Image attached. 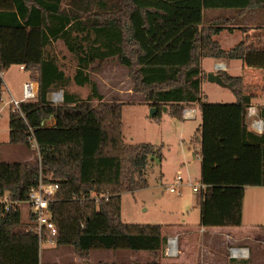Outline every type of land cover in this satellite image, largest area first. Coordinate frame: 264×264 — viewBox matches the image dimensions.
Wrapping results in <instances>:
<instances>
[{"label": "trees", "instance_id": "1", "mask_svg": "<svg viewBox=\"0 0 264 264\" xmlns=\"http://www.w3.org/2000/svg\"><path fill=\"white\" fill-rule=\"evenodd\" d=\"M63 1L0 0V104L3 73L12 66H23L37 84L35 101L20 105L23 115L10 112L9 143L39 152L36 163L0 162V194L25 202L40 178L59 184L51 204L57 246L153 255L166 247L162 225L122 220V195L148 188L147 169L163 154L152 144L124 143L122 104L105 102L91 78L94 64L117 60L129 69L134 91L157 109L154 117L167 107L183 120L186 108L200 106L197 141L200 181L206 186L198 192L200 226L241 227L246 189L264 187V133L248 129L252 97L242 77L220 74L235 103L205 101L202 82L207 77L201 64L203 58H224L264 69V46L241 42L224 51L213 39L220 28L201 25L204 10L264 9V0H112L110 6L102 5L107 14L94 15H88V0H69V7ZM58 41L77 60L73 79L47 52ZM71 81L90 86L86 100L66 90ZM60 90L63 102L56 105L49 95ZM260 117L264 119V107ZM50 120L53 126L47 124ZM95 194L108 198L97 203ZM26 227L21 209L0 210V264H41L39 237Z\"/></svg>", "mask_w": 264, "mask_h": 264}, {"label": "rangeland", "instance_id": "2", "mask_svg": "<svg viewBox=\"0 0 264 264\" xmlns=\"http://www.w3.org/2000/svg\"><path fill=\"white\" fill-rule=\"evenodd\" d=\"M111 2L112 0H88V15L107 14L109 9L103 8L102 5L108 3L110 6ZM63 5L69 7V0H64ZM47 52L56 56L60 68L73 79L77 60L64 43L62 41L54 43ZM208 62L210 60L204 61L202 66L204 75L207 77L209 73L219 74L218 71H214V65ZM31 78V72L22 70L19 65H14L3 73L4 92L0 104V162L18 163L31 158L34 159L33 163L39 162L37 152L26 146H15L9 143L11 112L9 101L12 97L19 101L23 99V84L33 81ZM91 78L98 84L105 102L122 104L123 140L126 145L152 144L162 148L163 160L156 159L147 169L148 188L122 195V220L128 224L164 225V235L168 239L179 235V251L183 246L185 250L176 258H167L166 247L153 255L148 252L128 250L79 252L69 247L43 244L41 259L45 261L51 252L55 255L60 251L69 250L78 254L80 258L83 257L79 264H148L154 260L162 264H229L232 261L231 248L246 250L248 248L250 256L241 260L233 259V262L264 264V187L247 188L244 199L242 230L244 232L248 230L256 235H242L238 237L241 240L238 244L229 245V247L222 245L220 248L218 246L211 251V254H206L202 251L204 247L202 239L184 235L178 230L180 226H192L198 230L201 227L199 195L187 185V178L195 184L201 180V164L198 159L201 146L196 140V133H199L202 123L200 109H197L194 120L184 118L178 120L164 109L160 116L152 117L148 103L141 94L134 91V82L129 69L122 67L117 60L94 64L91 69ZM202 89L204 99L209 103L236 102V96L228 86L222 87L210 83L205 78ZM66 90L82 100H86L91 93L90 86L79 87L73 81ZM94 104L97 105L98 101L94 100ZM47 124L53 126L54 121L50 120ZM179 174L184 178L183 184L178 187L177 193H171L169 189ZM21 213L23 222L27 223L29 220L27 204L21 206ZM67 260L68 264L70 259Z\"/></svg>", "mask_w": 264, "mask_h": 264}, {"label": "crops", "instance_id": "3", "mask_svg": "<svg viewBox=\"0 0 264 264\" xmlns=\"http://www.w3.org/2000/svg\"><path fill=\"white\" fill-rule=\"evenodd\" d=\"M211 25H215V27L220 28L218 34L213 36V39L220 44L221 48L224 51L233 49L241 42H245L249 47L252 46L260 48L264 46L263 8H252L249 11L227 8L204 10L203 24L201 25V29L210 27ZM206 60H210V62L208 63H212L214 65V71H218L219 74L224 73L233 77H242L244 86L246 87V94L252 97L251 105H254L257 108L260 115L261 108L264 107V69L248 67L242 60H232L224 58H203L201 64L202 66L204 64V61ZM218 65H220L221 67L218 68ZM237 74L238 76H236ZM150 108L152 109L153 107ZM189 108L195 110L197 116V109H200V106L192 105L186 109ZM167 112H169L168 108ZM247 124H249V119H247ZM198 137L199 133H196V140ZM198 159L200 160L201 164V157H198ZM33 160L34 159L31 158L25 160L24 162H32ZM178 228V230L184 235H188L190 237L197 236V239H202L204 244L202 251L203 253L206 252V254H211V251L215 250L218 246L220 248V246L222 245H226L227 247H229V245H234L236 243L238 244V242L241 241L238 237L242 235H256L255 233L248 232V230L244 232L242 230V228H244L243 223L242 226L238 228L208 229L200 227L199 230L195 229L192 226H180ZM201 230H204V232H202ZM175 234L177 235V233ZM260 242L262 243V241ZM184 247L185 246H183L182 250L180 251L182 252V254L185 250ZM247 250L249 253L248 255L250 256V249L247 248ZM82 258L83 257L80 258L78 254H74L73 251L71 252L69 250H67V252L60 251L55 255L53 254V252H51L50 256H48L45 261L41 259V264H67V259H70V262L68 264H79L81 260H83ZM84 258H86V256H84Z\"/></svg>", "mask_w": 264, "mask_h": 264}, {"label": "built area", "instance_id": "4", "mask_svg": "<svg viewBox=\"0 0 264 264\" xmlns=\"http://www.w3.org/2000/svg\"><path fill=\"white\" fill-rule=\"evenodd\" d=\"M221 66L218 65V68ZM24 70V67L21 66ZM37 95V84L33 81H28L23 84V99L21 101L11 98L9 105L13 112H18L21 115L20 105L22 102H33ZM50 101L54 104L63 102V91L53 92L50 95ZM183 118L187 120H194L196 118V111L193 109H185ZM247 119H249V129L251 132L262 135L264 133V119L260 117L257 108L251 105L247 111ZM32 141V147L38 151V145L33 136L30 137ZM38 156H39V152ZM184 178L182 175H178L175 178V183L169 189L171 193H177L178 187L183 184ZM187 185L192 187L193 191L198 193L206 189V186L201 183L195 184L190 178H187ZM60 189L57 183H44L40 178L39 184L33 188L29 194V198L25 202H14L11 200L9 193L0 194V210L3 212H9L11 209L17 211L21 209L22 205L27 204L29 206V220L27 224V231L35 233L39 237L40 251L43 244H49L50 246H57L58 227L54 221L53 213L51 210V204L57 200V193ZM97 203L103 199H107V195H93L92 197ZM204 232V230H201ZM165 256L167 258L178 257L179 251V239L178 236L168 239L166 245ZM231 259L241 260L246 259L248 252L246 249L231 248Z\"/></svg>", "mask_w": 264, "mask_h": 264}, {"label": "water", "instance_id": "5", "mask_svg": "<svg viewBox=\"0 0 264 264\" xmlns=\"http://www.w3.org/2000/svg\"><path fill=\"white\" fill-rule=\"evenodd\" d=\"M207 80L210 83L217 84V85L222 86V87H227V84L224 82V80L220 74L209 73L207 75ZM164 111L167 112V107H164ZM156 114H157V109L152 108L151 109V116L154 117Z\"/></svg>", "mask_w": 264, "mask_h": 264}]
</instances>
